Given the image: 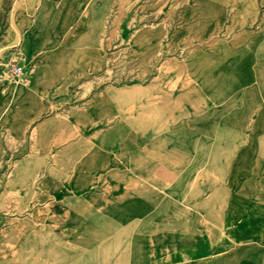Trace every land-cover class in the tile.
Returning <instances> with one entry per match:
<instances>
[{"label":"rangeland","instance_id":"374dc122","mask_svg":"<svg viewBox=\"0 0 264 264\" xmlns=\"http://www.w3.org/2000/svg\"><path fill=\"white\" fill-rule=\"evenodd\" d=\"M260 217L264 0H0V264H264Z\"/></svg>","mask_w":264,"mask_h":264},{"label":"crops","instance_id":"0c3cea01","mask_svg":"<svg viewBox=\"0 0 264 264\" xmlns=\"http://www.w3.org/2000/svg\"><path fill=\"white\" fill-rule=\"evenodd\" d=\"M259 224H261V231H263V233H262V235H261V237H257V238H255V239H253V240H251V239H249L248 241H251V242H253V241H256V242H258V245L260 246V247H264V218H259ZM260 236V235H259Z\"/></svg>","mask_w":264,"mask_h":264}]
</instances>
